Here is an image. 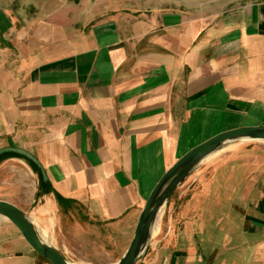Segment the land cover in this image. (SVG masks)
Wrapping results in <instances>:
<instances>
[{
  "label": "crops",
  "instance_id": "1",
  "mask_svg": "<svg viewBox=\"0 0 264 264\" xmlns=\"http://www.w3.org/2000/svg\"><path fill=\"white\" fill-rule=\"evenodd\" d=\"M248 126H264V0H0V149L46 174L0 154V200L73 264L117 263L162 177ZM145 254L264 264V146L203 160ZM0 264L53 263L0 215Z\"/></svg>",
  "mask_w": 264,
  "mask_h": 264
},
{
  "label": "water",
  "instance_id": "2",
  "mask_svg": "<svg viewBox=\"0 0 264 264\" xmlns=\"http://www.w3.org/2000/svg\"><path fill=\"white\" fill-rule=\"evenodd\" d=\"M264 141V126H248L222 132L199 144L185 154L160 180L150 195L139 218L134 238L124 254L115 264H137L145 253L152 237V230L163 208L169 202L177 188L188 178L194 169L207 157L222 149L224 145L236 141ZM4 152H17L32 160L46 177L39 160L30 152L15 147L0 149ZM0 215L8 218L21 231L24 238L41 256L53 264H73L54 246L43 241L29 217L16 205L0 200Z\"/></svg>",
  "mask_w": 264,
  "mask_h": 264
},
{
  "label": "rangeland",
  "instance_id": "3",
  "mask_svg": "<svg viewBox=\"0 0 264 264\" xmlns=\"http://www.w3.org/2000/svg\"><path fill=\"white\" fill-rule=\"evenodd\" d=\"M239 142H241V141H239ZM246 142H250V144H258V145H261V146H264V141H254V140H252V141H246ZM230 144H236V142H233V143H229V144H226V145H224V147H226V146H229ZM174 195V194H173ZM159 227H160V220H159V222H158V225H157V228H156V232H155V234L158 232V230H159ZM152 235H153V232H152ZM145 253L141 256V258H140V260L141 259H143L144 257H145Z\"/></svg>",
  "mask_w": 264,
  "mask_h": 264
},
{
  "label": "bare ground",
  "instance_id": "4",
  "mask_svg": "<svg viewBox=\"0 0 264 264\" xmlns=\"http://www.w3.org/2000/svg\"><path fill=\"white\" fill-rule=\"evenodd\" d=\"M210 156H211V155H210ZM161 215H162V212H160V214H159V216H158V218H157V220H156V223H155V225H154V227H153V230H152L153 234H155V232H156V228H157L158 222H159V220H160V218H161Z\"/></svg>",
  "mask_w": 264,
  "mask_h": 264
},
{
  "label": "trees",
  "instance_id": "5",
  "mask_svg": "<svg viewBox=\"0 0 264 264\" xmlns=\"http://www.w3.org/2000/svg\"><path fill=\"white\" fill-rule=\"evenodd\" d=\"M31 161V160H30ZM32 162V164L34 165V167L37 169V170H40L39 169V167L33 162V161H31Z\"/></svg>",
  "mask_w": 264,
  "mask_h": 264
}]
</instances>
